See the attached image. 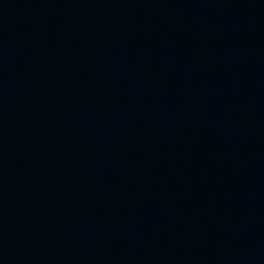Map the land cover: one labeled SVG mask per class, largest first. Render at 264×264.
<instances>
[{
  "label": "water",
  "instance_id": "obj_1",
  "mask_svg": "<svg viewBox=\"0 0 264 264\" xmlns=\"http://www.w3.org/2000/svg\"><path fill=\"white\" fill-rule=\"evenodd\" d=\"M0 264H264V0H0Z\"/></svg>",
  "mask_w": 264,
  "mask_h": 264
}]
</instances>
